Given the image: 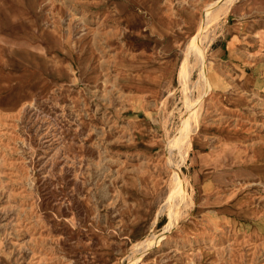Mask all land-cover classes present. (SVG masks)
Wrapping results in <instances>:
<instances>
[{
  "label": "rangeland",
  "instance_id": "374dc122",
  "mask_svg": "<svg viewBox=\"0 0 264 264\" xmlns=\"http://www.w3.org/2000/svg\"><path fill=\"white\" fill-rule=\"evenodd\" d=\"M228 1L0 0V264H264V0Z\"/></svg>",
  "mask_w": 264,
  "mask_h": 264
},
{
  "label": "bare ground",
  "instance_id": "6f19581e",
  "mask_svg": "<svg viewBox=\"0 0 264 264\" xmlns=\"http://www.w3.org/2000/svg\"><path fill=\"white\" fill-rule=\"evenodd\" d=\"M233 1L234 0H230L228 2H225V4H224L225 10L224 11L226 13L228 12V10H229V8H230V6H231V4H232ZM211 21H213V17H212V15L209 14V10L207 9L205 11L204 16L202 17V20L197 25L196 35L193 38L194 41L197 40V39L203 38V37L205 38V36H206V34H205L206 33V30L208 28V25L211 23ZM131 29H134V27L131 28ZM198 43L199 42H197V44ZM140 45H143V44H140ZM201 51L202 50H201L200 45H198L197 47H195L194 56L196 57V60L199 63V77L202 79L203 85L207 89V88H209V80H208L207 69H206L207 66H206V61H205L204 53L201 52ZM141 53H142V51H141ZM126 63H128V61ZM185 74H186L185 71L180 70L179 77H180L181 80H186L187 76ZM198 104L195 107H193V108H196L197 109ZM188 117H189V121L193 119V117H192L191 114H189ZM189 121L187 122L188 125H189ZM184 124H186V121H184ZM174 144H177L179 146H183L186 149L189 148L190 147V144H191V140H190L188 131H185L184 128L181 129L180 130V136L174 141ZM180 178H181V175H180L177 167L176 168L174 167V181L176 183V187L174 188V190H172L170 192V195L168 196V198L166 200V205H168V209H169L168 212H169V215L170 216H172L173 211H174V207L176 206V204L182 203V201L180 202V200H181V198L183 196H180L178 194L179 185L177 186L178 182H180ZM166 230H167V228H165V231Z\"/></svg>",
  "mask_w": 264,
  "mask_h": 264
}]
</instances>
